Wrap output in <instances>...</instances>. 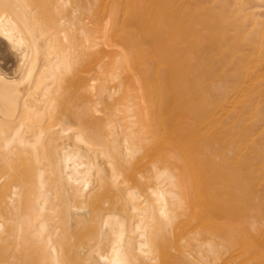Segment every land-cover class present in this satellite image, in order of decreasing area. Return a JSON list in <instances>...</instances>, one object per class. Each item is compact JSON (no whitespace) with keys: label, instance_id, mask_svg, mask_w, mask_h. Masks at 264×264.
I'll return each mask as SVG.
<instances>
[{"label":"bare ground","instance_id":"bare-ground-1","mask_svg":"<svg viewBox=\"0 0 264 264\" xmlns=\"http://www.w3.org/2000/svg\"><path fill=\"white\" fill-rule=\"evenodd\" d=\"M162 1L150 6L146 0H132L111 15L108 0H0V158L8 162L25 157L35 166L30 206L13 219L12 237L19 250L36 245L45 264H69L63 247L68 230L87 222L94 223L98 232L90 244L86 242L90 246L77 249L91 264H204L195 251L175 249L174 254L162 257L159 244L172 234L181 208L176 198L180 190L173 183L176 144L168 136L164 116L175 110L174 105L190 113L171 127L174 132H187L178 136L177 143L190 148L196 142L192 124L207 114L193 107L192 99H163L157 92L160 81L178 78L179 62L187 59L183 51L202 48L206 39L211 48L218 49L226 40L215 38L224 32L215 10L209 8V15L215 14L210 18L190 0L187 15ZM223 9L249 14L245 16L249 24L243 22L239 29L264 24L260 19L264 0H228ZM179 29L188 33L180 40L172 37ZM159 51L175 53V57L156 60ZM10 62L11 72L5 66ZM122 72L129 80H123ZM66 80L94 97L89 102L85 94L82 98L83 89L78 90L91 113L99 112L100 103L112 100L103 129H96L101 120L90 130L68 118L47 128L37 118L38 111L57 107L47 88ZM116 89L122 91L118 98L113 97ZM230 184L222 183L215 192L221 195L220 203L197 198L205 205L201 221L216 219L211 226L201 225L208 233L206 248L220 242L222 249L208 248L215 255L220 253L216 258L220 264H264V243L255 240V233L245 232V239L229 233ZM105 185L115 192V207L105 199L91 209L89 198Z\"/></svg>","mask_w":264,"mask_h":264},{"label":"rangeland","instance_id":"rangeland-1","mask_svg":"<svg viewBox=\"0 0 264 264\" xmlns=\"http://www.w3.org/2000/svg\"><path fill=\"white\" fill-rule=\"evenodd\" d=\"M108 1L111 15L118 11L120 5L132 2V0ZM155 1L158 2V0H146V4L154 6ZM227 1L192 0L198 5V9H202L207 15L211 8L217 12V17L221 16L219 26L224 28V32L215 38L219 37L226 41L221 42L216 47L218 49H213L207 44L206 39L202 48L195 51L192 47L187 52L183 51L187 59L184 63L179 62L181 70L177 75L178 78L173 81L163 80L158 84L159 98L192 99L193 107L197 106L199 110L205 111L208 115V117L206 115L199 118L192 124L196 142L190 148L186 147V143L184 146L177 143L178 136L187 132L184 129L175 132L174 129H171L174 124H180V118H188L190 113L180 105H174L175 110L164 116L163 123L168 127V136L176 144L175 158L172 163L174 167L173 183L175 189L180 190L179 193L176 191V198L181 208L176 212L172 234L166 235L159 244V253L162 257L174 254L173 251L176 249L179 252L195 251L194 253L198 254L197 256L204 264L221 263V260H216L220 253L215 255L208 252V248L222 249L223 246L220 242H215L212 247L210 245L206 248L209 245L207 244L208 233L204 234L205 231L201 228V225L211 226L216 222V219L212 216L210 222L205 221L206 217L203 222L201 221L205 205L197 198L201 196L208 203L211 202L210 204L220 203L221 195H217L215 192L222 186V183H231L230 187L233 188V193L230 195L232 200L228 198L230 200L228 215L232 219H229L228 222L232 224L227 225L229 233L245 239V232H252V236L254 233L256 234L255 240L264 243V24L259 27L246 26L239 29L243 22L249 24V20L245 19V16H249V14L247 12H225L223 7ZM189 2L190 0L162 1L166 7H168L167 3H171L175 8L182 9L181 11L187 15L191 11L189 7H192ZM214 16V13L209 15L210 18ZM260 19L264 21V16ZM237 21H239L238 24L235 23ZM179 31L175 35L172 34V37L180 40L181 38L178 37L188 34L185 33V30L179 29ZM167 56L175 57V53L159 51L155 59L160 61ZM5 66L8 71H12V62ZM161 72L164 76V71L161 70ZM121 76L123 80H129L124 72ZM71 81H63L64 84L59 81L56 82L55 87L47 88L48 93L51 92V97H54V100L56 98L57 104L54 100L53 102L57 107L51 111H42V113L38 111L37 118L43 124L45 123L47 128L55 127L62 120L68 118L67 120L70 119L71 123L80 121V125H88L85 127L90 129L96 125L97 120H101L96 122V129L98 127L103 129V121L104 123L107 121L106 114L110 112L112 100H103L104 103L97 106L99 112L91 113L88 111L89 103L86 100L92 102L94 97L89 92L87 93L90 95L85 94L87 90L84 91L83 87H80L81 85L77 84L79 87L77 89ZM80 89L81 91L83 89L81 92L83 95L78 92ZM113 92L114 98H118L122 94L119 89ZM84 94L87 99L85 97L83 100ZM74 96L79 98L75 99ZM81 99L82 103L84 104L86 101L87 105H83ZM73 101L76 103L74 104ZM79 103L86 109L84 110ZM76 104L77 106L79 104L78 107L81 109H77L74 106ZM80 112H82V116ZM160 154L156 159L161 158ZM28 160L25 157H14L6 162L0 158V225L4 223V227L0 228V264H21L24 261L22 258L25 256H27L24 258L25 264L28 261H32V264H45V256L36 245L28 247L27 251L24 248V251L23 249L19 250L17 240L12 237V231H14L12 227L15 225L13 219L17 213L22 215V213L28 212L30 206L31 196L29 194L32 190L30 185L34 179L32 170L35 166ZM206 181L207 183H205ZM159 182L162 186L166 184L163 179H160ZM105 199L112 200L115 207V192L109 185L103 186L89 198V207L91 209L99 207L102 205L101 201ZM76 203L82 205L77 200ZM189 204H193L192 208L188 207ZM113 205L111 206L112 210ZM95 226L94 223L87 222L79 228L68 230L63 247L65 249L64 258L69 264H91L80 256L78 249L82 245L90 246L88 244L98 232ZM199 230L202 232L198 234ZM192 231H196V235H192ZM200 246L203 248L201 249ZM16 249L17 253H15ZM13 252L20 257L17 258ZM13 258L17 261L14 262Z\"/></svg>","mask_w":264,"mask_h":264}]
</instances>
